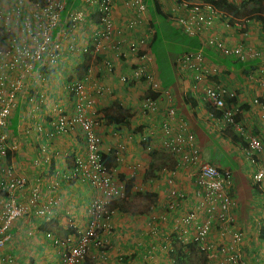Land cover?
Instances as JSON below:
<instances>
[{
    "label": "built area",
    "instance_id": "1",
    "mask_svg": "<svg viewBox=\"0 0 264 264\" xmlns=\"http://www.w3.org/2000/svg\"><path fill=\"white\" fill-rule=\"evenodd\" d=\"M216 1L78 0L64 12L67 0H13L3 8L0 15H5L4 23L13 32L0 47V162L7 161V152L11 161L3 168L0 166V263L10 262L11 254L6 253L7 248L13 250L20 242L24 245L34 235L52 245L50 259L39 257L36 264H95L94 257L99 255L102 261L105 260L114 244L116 228L113 217L117 209L111 204L127 200L125 182L118 180L113 168L106 166L101 159L102 144L96 130L104 116L97 115L95 109L90 110L94 100L85 86L90 72L86 71L78 79L61 81L60 89L66 97L67 108L60 100L55 101L53 90L48 89V70L58 66L65 52L88 53V47L92 46L90 54L102 57V63L109 71L114 67V59L121 58L120 64L128 66V72L119 76L122 85L144 83L146 91L159 93L161 83L154 75V55L150 47L155 35L150 11L156 3L166 13L172 27L197 37L201 45L199 49L186 51L174 59L173 69L179 85L184 92L220 110L217 119L237 127L232 112L225 108L226 98L235 97L234 91L217 82L219 67L212 64L201 49L209 48L221 57L240 62L260 59L264 65V39L258 45L248 40V21L234 18L226 7L216 5ZM223 1L239 4L250 0ZM120 5L123 13L118 18L115 11ZM63 12L66 13L65 20L61 17ZM80 26L91 29L82 47L70 42L63 44L54 33L59 31L67 37ZM219 26L221 37H215L213 31ZM238 30L246 36L242 42L222 37L224 33L232 36L229 33ZM99 50L103 54L100 55ZM260 73L264 79V66L260 67ZM248 79L261 81L253 76ZM91 89L96 96H102L100 86L93 85ZM49 102L52 104L48 108ZM253 103L264 108L257 98ZM23 104L28 106L36 136L40 134L50 140L69 137L76 131L83 145L82 153L63 151L51 140L43 144L39 142L42 156L38 155L32 162L38 171L37 177L29 179L19 174L16 169L22 161L16 164L12 153L21 146L22 140L12 142L26 138L27 130L17 138L10 132L9 120L14 110ZM140 107L142 112L156 111V103L150 97H146ZM44 108L48 119L43 122L47 127L37 121ZM159 133L163 147L175 156L170 168H160L165 189L161 202L150 206L152 233L166 229L163 238L167 243L160 248L169 254L179 243L186 245L190 242L199 251L210 252L211 256L212 249H216L213 258L220 256L225 264H244L241 252L234 246L242 242L246 230L229 229L233 221L230 172L201 160V150L189 122L172 108L161 117ZM141 139L143 141L145 137ZM245 150L249 182L264 198V164L260 161L264 160V145L259 138L251 136ZM119 153L117 150L115 160L120 157ZM256 153L259 159L253 157ZM61 160L67 169L62 174L64 181L86 183L99 194L87 200L86 216H78V213L69 216L66 209L63 216L58 213L60 198L52 191L58 184ZM181 168L188 172V189L177 185L176 176ZM58 219L64 221L63 226ZM228 233L233 244L230 246L223 242ZM215 234L222 240L217 245L211 243ZM42 249L43 246L41 252Z\"/></svg>",
    "mask_w": 264,
    "mask_h": 264
},
{
    "label": "crops",
    "instance_id": "2",
    "mask_svg": "<svg viewBox=\"0 0 264 264\" xmlns=\"http://www.w3.org/2000/svg\"><path fill=\"white\" fill-rule=\"evenodd\" d=\"M12 1L13 0H4L6 3L5 6ZM232 5L233 12H236L238 15H245L252 20L255 19L250 18V16H256L258 12H251L247 14V11L251 8H259L262 12L261 14L264 15V3H262L260 7L254 5L252 2H242L238 5L233 3ZM1 11H3V9L0 10V12ZM121 13H123V8L120 5L115 11V16L119 18L121 17ZM0 18L2 19H0V22L4 31H8V27L4 23L5 15L1 14ZM256 21L257 20L247 23L249 27L247 30L248 40L252 41L255 38L257 39V35L264 33V24L258 21L256 23ZM153 22H156V20H153ZM255 24H259L261 28L258 29L255 27ZM89 31H91V29L88 30L87 28L80 27L71 32L68 37H64L59 31H55V35L56 38L63 42V44L70 42L71 44L76 45V35L80 34L79 36H81V39H79V43H81L82 40L85 41L86 33ZM229 34H232V36L224 33L222 37L228 38L233 42L237 41L239 37L246 38V36L243 35H234L233 33ZM213 35L215 37H221V29L216 28V30L213 31ZM155 36L156 34L154 35V38ZM71 40H73V42H71ZM92 49L93 47H90V50ZM98 53L101 55V53L103 54V51L99 50ZM76 55L77 53H64L59 62V69L57 68L53 71V79L51 81L52 89L54 91L53 93L56 94L60 102L64 104L63 107L67 108L68 104L66 102V97L63 96V93L59 88L61 81L66 78V76L69 77V74H66V76L65 74H62L64 73V68L65 71L67 70L68 73L72 75L71 78H75L78 74L77 72L73 73L76 67L82 64L80 67H83L84 65L85 68L86 65L90 63V67L86 68V71L90 72V78L85 84L86 89H89L88 85L91 82L93 85L95 84L97 86H101L102 89V96L97 95L94 103L90 106V110H96L98 107H101L107 108L110 111V108L113 109L111 105L114 102H117L121 107L120 111L125 110L128 115H131V118L128 119L129 121L126 127L118 128L120 124L106 123L104 125L101 123V125L97 128L99 136L101 137L102 152L105 155H110V152H113L111 149L115 145L117 150L119 147L122 148L119 149L121 150V153H119L120 157L116 161H112L110 167L116 172L118 180L125 182L126 180L131 179L132 185L129 189V194H127V200L118 201L114 203L115 205H113L117 209V212L113 217V224L116 228V237L113 247L106 253L105 260L97 261L95 264H172V256L160 248L163 244L167 243L166 239L163 238L166 229H158L159 231L156 230L155 233H152L153 231L151 233L148 232L150 227L146 228V226L151 224L149 222L151 212L146 213L147 205H138L136 196L138 197L139 194H135L138 191H142V188H144L143 185H146L148 189H151L147 191H154L156 193L153 204L161 202V198L158 197V194L164 191V187L162 185L163 183L156 184L155 182H152L149 184L148 182L143 181L142 170L147 169L150 162V159H148L149 150L152 149L154 151L159 149V144H157L156 141L159 139L155 136L157 134L161 136V134L157 133L160 131V120L161 117L166 116L167 109L169 108L175 110L178 115H182L189 122L191 130L195 135L197 145L201 150V160L203 162H211L221 169L230 171L232 179L231 192L233 199L231 217L233 221L229 229L237 231L241 228H245L246 230L245 236L242 238V242L234 247L239 249L241 252L244 264H264V217H260L264 216V209L261 212V208L264 205V201L262 200H264V198H262L263 194L249 182L248 177L250 174L248 172V162L245 153L247 146L246 138L252 135L259 136L264 145V108L262 111L258 104L252 103L253 98L257 97L264 104V79L262 78V73H260V67L264 65L260 64L259 60L238 62L233 59H221L223 62H220V65L222 64L226 73L223 74L220 79L227 85L228 88L236 91V97L232 101L231 105L233 106L235 122L237 123V127H223L224 120L217 119L220 115H215L211 106L193 98L190 93L184 92L183 88H181L179 84L174 85V81L171 83L168 79L162 80L163 82H161L160 85L163 90H161L154 99L156 103V111L142 112L135 101L130 99V90L126 89L125 85L120 83L121 81L119 76L128 72L127 65L122 66V64L118 63L117 60L114 59L113 70L109 71L103 65L102 57L100 58L98 56V58H95L94 61H96L97 64H92L91 59H89L87 55L80 56L81 59H76ZM254 68H258L257 74L261 78L260 82L247 80L251 75L257 77V74H251L249 76H246L247 74H245L246 71ZM94 76H96L98 81L94 79ZM159 76L162 75L159 74ZM174 79H177L175 74ZM164 91H167L168 94ZM167 95H169V97ZM26 107L28 106H25V104L19 105L10 120H19L17 130H15V126L11 128L13 134L20 135V133L27 130V136L25 140L23 139L24 145L20 146L19 152L15 155V157L18 164L22 161V165L17 167L18 172L20 174L27 175V177L31 179L30 174L33 173L34 176V173L36 172L34 170L35 168L33 166L31 167V164L23 166L24 159L29 157L27 151L30 146L34 149L33 155L38 157V155L42 156L40 146L38 145L39 142L43 144L44 141L51 140V143L54 146L73 154H76V150L82 149L83 145L76 131L70 134L69 137L62 136L56 139L52 138L50 140H45L43 138L44 136L40 134L39 136H36L34 130L32 129L33 119L28 114ZM100 110H96L97 115H103ZM37 121L47 127V124L43 122V119L38 118ZM147 124H149V127H144ZM212 124L217 127H214ZM141 125H143V127L138 130L140 133L134 130L135 127H141ZM146 128L151 132H149ZM132 130L136 132H133ZM146 131L149 132L148 134H154L153 137H149L146 134ZM136 135L138 136L137 139ZM139 136L145 137V140H143L141 144L137 142ZM30 139H33V142H30ZM34 139L36 141H34ZM209 157L212 158L209 159ZM253 157L259 159L257 153L254 154ZM260 161L264 164V160ZM66 170L65 164L62 163L61 160V163L58 165V184L52 191V193L55 191L56 195L60 198V211L58 212L60 217L63 216L64 209L68 211L69 216L71 214H77L78 209H76L75 206L79 204L84 205L87 200H89L87 196L88 190L91 188L86 183H79L77 181L67 183L64 181L62 174L63 172L66 173ZM187 173L188 172L181 168L176 176V180L178 182L177 185L183 187L184 189H188L190 187L187 183ZM120 175L123 178H120ZM252 191L258 193V196L256 197H261L260 210L255 211L252 209L253 205L251 203H253L255 199V197L253 198L251 195ZM133 194H135V196ZM94 196L97 197L99 194L94 192L92 197ZM259 211L261 213H259ZM59 224L63 226L64 221L60 220ZM262 232L263 235H261ZM230 238V233L224 236L223 242L225 245H233ZM41 242L42 238H35L34 235L30 239L26 240V243L22 247L9 250V252L12 253V251H14L15 253L23 251L24 247L28 250V247H30L34 249L33 256L37 254L34 257L35 262L39 259L38 255L40 253V245H42ZM219 242H222V240H219L215 234L214 240L211 243L213 245H217ZM30 244L34 245L30 246ZM215 250L212 249V258H209V260L205 258L206 261L208 260V264H225L222 257L215 255V258H213ZM130 255H132V260L125 258ZM120 256L121 258H119ZM92 264H94V262Z\"/></svg>",
    "mask_w": 264,
    "mask_h": 264
},
{
    "label": "rangeland",
    "instance_id": "3",
    "mask_svg": "<svg viewBox=\"0 0 264 264\" xmlns=\"http://www.w3.org/2000/svg\"><path fill=\"white\" fill-rule=\"evenodd\" d=\"M5 4H6L5 2L0 3V10H2L4 8ZM236 16H238L236 18L238 20H240V21L243 19V17H247L245 15H238V14H236ZM154 17H155L154 20H156V22H153L152 23V26H153V28L155 30V34H157V40L154 43V39H153L150 47H151V51H152V53L154 55V75H155V78L160 83L163 82L162 81L163 79H168L169 82H171V83L174 81L173 82L174 85L179 84L178 79H174V73H173V68H172L173 59L177 55L186 52L184 50H187V48H190L194 44V41L197 40V42H198V39L195 36L188 35V34L182 32L181 30L172 27L169 19H167V18H162L161 16H158V17L157 16H154ZM12 31L11 30H9L7 32L4 31V29L2 27V24L0 22V36H1L0 46L4 44V41L3 40L5 39V36L7 37L10 34H12ZM79 35L80 34H77L76 37H75V39L77 40L76 43H78V44H85L83 40L81 41V43H79V39H81V36H79ZM188 51H192V50H188ZM77 55L78 56H75V58L76 59H81L80 56H82V53H80L78 51L77 52ZM90 56H91V58H93V55H90ZM216 59H217L218 62H221V59H223V58L216 56ZM91 60H93V59H91ZM117 62L118 63H121L122 62V59L119 58L117 60ZM95 63H96V61H92V64H95ZM88 64H90V63H88ZM88 64H87V66H88ZM80 66H82V64L78 65L76 67V69L74 70V72H73V73H76V72L78 73L76 77H79V76L82 75V71H83L82 68L84 67V65H83V67H80ZM159 71H160V74L162 76H159ZM62 74H65V76H66V74H69V77L72 76L70 73H68L67 70L65 71V68H64V73H62ZM62 78H64V77H62ZM94 79L96 81H98L96 79V76H94ZM88 86H89L88 91L90 93V96L95 101V99L97 98V96L94 94L93 89H91L92 86H93V83L92 82L89 83ZM94 86H95V84H94ZM60 87H61V84H60ZM144 88H145L144 83L143 84L136 83L134 85H131V86H127L126 87V89H129L130 90L129 91L130 92V94H129L130 99L132 101H135V103L137 104V106L140 109L142 108V107H140L141 106V103H142V101H144V99L146 97L153 98L155 96V94H158V93H153L151 91H146ZM159 89L160 90L163 89L161 87V85L159 86ZM132 91H133V93H132ZM144 92L146 94L143 96L142 94ZM98 106H99V104H98ZM100 109H101V107H98V109H96V110H100ZM110 111L111 112H114L116 110L110 109ZM121 112H123V111H121ZM18 122H19L18 119L16 121L9 120V128H10V132L12 134H13V132H12V129L11 128L13 126H15V130H17ZM102 123L105 125L106 123H109V122H106V120H104ZM113 124H115V123H113ZM99 125H101V123ZM120 125L118 126V128H120V127H126L125 124H120ZM98 127L99 126H97V128ZM142 127H143V125H141V127H135L134 130H136L137 132H139L138 130L140 128H142ZM144 127H149V124H147ZM147 130L149 132H151L149 129H147ZM136 131H133V132H136ZM148 131H146V134L149 137H151V136L153 137L154 134H148L149 133ZM97 133H98V131H97ZM157 133H159V132H157ZM14 135L17 138L20 136L18 134H14ZM98 135H99V133H98ZM155 137L159 139V140H156L157 141V144H159V149L155 152V155L149 156L148 159H150V161L152 163V165L150 166V170H149L150 172L147 175L148 177H145V172H146L147 169H143L142 170L143 171V173H142L143 178L142 179H143V181H146L149 184H151L152 182H155L156 184H162L163 183V175L161 174L160 168L161 167H165L166 169L170 168L171 165H172V163H173V161H175V156H172L171 153L168 150H166L165 147H163V145H162V140L163 139L161 138L160 135L157 134ZM22 138H24V137H22ZM22 138H20V140L19 139H14V142H12V143L13 144L20 143L21 140H22L21 146H23L24 145L25 138H24V140ZM137 138H138V136L136 135V139ZM141 138H142V136H139V139H138L139 141L137 140V142H139L140 144L142 142L141 141L142 140ZM100 139H101V137H100ZM29 141L30 142H33V139H30ZM34 141H36V140L34 139ZM101 144H102V142H101ZM152 145H155V144H152ZM115 147H116V145L112 149L110 148L111 150H113V152H110V155H114V157H115V153L117 152V148H115ZM19 148L20 147L17 148V151H15L14 153H12V158H13V160H14V162L16 164H18V163L16 162L15 155L19 152ZM119 149H122V148L119 147ZM119 151L121 153V150H119ZM27 153L29 154V157H27V159H24L23 166L24 165L31 164V167H32L33 158H37V156H34L33 155L34 154V149H33L32 146L29 147ZM75 153L77 155H80L82 153V151H81V149L80 150H76ZM211 158L212 157H209V159H211ZM114 161H116V160L114 159ZM10 162L11 161H10V156H9V158H7V161L6 162H4V161L0 162V166L3 168L6 164L8 165ZM124 163H126V162H124ZM16 171H18V168L16 169ZM24 176H26V175H24ZM114 176L117 177V175H116L115 172H114ZM143 186H144V188H142V191H138L137 193H135V194H139L138 197L136 196V198H137L136 200H137L139 206H141V205H147V212L146 213H150L151 212L150 206L153 204V201H155V195H156V193L154 191H147V190H151V189H148V187L146 185H143ZM163 187H164V185H163ZM252 190H253V188H252ZM94 192H95V190L93 188H90L88 190V196H87V198L88 199H91V197L93 196ZM150 192H153V194H155V195H151ZM135 194H133V195L135 196ZM162 195H163V191H162V193L158 194V197L160 198ZM251 195H252L253 198L255 197L253 203H251L253 205V208L252 209L255 210V211L260 210L261 197H256V196H258V193L257 192H254V191L251 192ZM70 205H71V203H70ZM156 205L157 204H153V206H156ZM75 208L78 209V210H80V211L77 212L78 213V216L79 215L86 216V214L84 213V210L86 211V209H87V202L85 203V205H83V204L76 205ZM261 212H262V208H261ZM261 212L259 211V213H261ZM260 217H264V216H260ZM185 236L186 237H189V235H187V234ZM34 244H30V246H32ZM41 244L42 245H40V246H43V249H42V252L40 251V253H39L38 256L41 259H43L45 257V259H48L49 260L50 257H51L52 245H51V243L49 241H46L44 239H42ZM22 246H23V244L20 242L17 245L16 248L22 247ZM25 248L26 247L23 248V251H18V252H15V253H14V251H12L11 258H10V262H7V263L8 264H15V263H18V264H36L34 262V257L37 254H35L33 256L34 249L28 247V250H27ZM179 255L180 254H176L175 255L176 258H178ZM202 258H205L204 255H203V253H199L198 254L197 251H196V249L194 247H192L191 250L189 249V252L187 253L185 259L181 263L182 264H202ZM101 259L102 258L99 255L94 257V261H96V262L97 261H100Z\"/></svg>",
    "mask_w": 264,
    "mask_h": 264
},
{
    "label": "trees",
    "instance_id": "4",
    "mask_svg": "<svg viewBox=\"0 0 264 264\" xmlns=\"http://www.w3.org/2000/svg\"><path fill=\"white\" fill-rule=\"evenodd\" d=\"M77 1L78 0H67V5H66V7H65V10H64V12L66 11V10H68L69 8H71L73 5H75V4H77ZM210 1H212V0H210ZM248 2H252L254 5H257L258 7H260L261 6V4L262 3H264V0H250V1H248ZM216 5H222V6H226V8L228 9V10H233L232 8H233V6H231V5H229V4H227V3H225L223 0H218V1H216V2H214ZM64 12L62 13L63 15H64ZM253 13V12H258V14H256V16L255 15H251L250 17H252L253 19H255V20H257L258 22H260V23H262V24H264V15L263 14H261L262 12L259 10V8H251V9H249L248 11H247V14H249V13ZM153 13L155 14L154 16H161L162 18H167V15L166 14H164L162 11H161V9L159 8V5L158 4H154L153 5ZM235 16H236V12H234L233 13ZM61 17H63V16H61ZM248 26V25H247ZM219 28H220V26H219ZM221 29V28H220ZM235 34H238V35H240L241 36V31L240 30H238V31H236L235 33H234V35ZM0 39H1V36H0ZM243 38H240L239 37V39L237 40V41H243L242 40ZM157 40V34H156V36H155V38H154V43H155V41ZM153 41V40H152ZM199 48V43L197 42V40L196 41H194V44L190 47V48H187V50H184V51H188V50H192V51H194V50H197ZM201 51H202V54L204 55V56H207V58L212 62V63H214V64H220V62H218L217 60H216V54L214 53V51L213 50H208L207 48H202L201 49ZM218 57H221V56H218ZM221 58H223V59H233V60H235L234 58H230V57H221ZM221 62H223V61H221ZM222 65V64H221ZM172 66H173V62H172ZM174 70V69H173ZM159 74H160V71H159ZM67 80H68V77H67ZM157 95L158 94H155V96L152 98L153 100L157 97ZM230 100H227V104H230ZM114 105V106H113ZM112 107H113V109L114 110H116V111H114V112H111V111H109V109H107V108H101V110H100V112H102L103 113V116H104V119L106 120V122H109V123H115V124H125V125H127L128 124V119L129 118H131L130 116L131 115H128L127 114V112L126 111H123V112H121L120 110H121V107H120V105L116 102H114L112 105H111ZM111 109V108H110ZM213 110V109H212ZM160 123H161V120H160ZM139 129V128H138ZM157 150H152V149H150L149 150V153H148V155L149 156H153V155H155V152H156ZM6 157L7 158H9V152H7V154H6ZM101 159H102V162L106 165V166H110V164L112 163V161H114V159H115V157H114V155H105L104 153H102L101 154ZM152 165V163H151V161L149 162V164H148V168H147V170H146V172H145V177H148L147 175L149 174V170H150V166ZM36 172L34 173V176H33V173H31L30 175H31V177H33V178H36L37 177V170L36 169H34ZM19 173V172H18ZM20 174V173H19ZM22 176H24V174H21ZM27 176V175H26ZM120 178H123V177H121V175H120ZM131 179H128V180H126L125 181V188H124V191H125V193H126V195L127 194H129V189H130V187H131ZM151 193V192H150ZM151 195H155V194H153V193H151ZM231 195H232V192H231ZM17 196H19L18 194H17ZM113 205H115L114 203H112L111 204V206H113ZM59 212V211H58ZM133 224V223H132ZM147 227H151V229L149 228V231L148 232H152V225L150 224V225H148V226H146V228ZM225 234V233H224ZM261 235H263V232L261 233ZM224 236V235H223ZM17 246H14L13 247V249H15ZM192 247H194L195 249H196V251H197V253L199 254V253H203V255H204V257L206 258V259H208L209 260V258H212V256H211V254H210V252H201V251H199L198 249H197V246L195 245V244H193V243H190V242H188V244H186V249L184 248V249H178V251H177V253L176 254H180L179 256H178V258H176V256H174V259H173V261H172V264H182L181 262H183V260L185 259V257H186V255H187V253L189 252V249L191 250L192 249ZM125 258H129V260H132V255H130V256H127V257H125ZM205 258H203V264H208V260L206 261V259ZM0 264H2V263H0Z\"/></svg>",
    "mask_w": 264,
    "mask_h": 264
},
{
    "label": "clouds",
    "instance_id": "5",
    "mask_svg": "<svg viewBox=\"0 0 264 264\" xmlns=\"http://www.w3.org/2000/svg\"><path fill=\"white\" fill-rule=\"evenodd\" d=\"M4 1V0H3ZM246 2H248V1H246ZM242 2H240L239 4H241ZM229 5H231V6H233L232 4H229ZM238 5V4H237ZM224 7H226V6H224ZM227 9V8H226ZM68 10H70V8L68 9ZM68 10H66V12L68 11ZM162 11V10H161ZM227 11H230L232 14L234 13L232 10H227ZM2 12V11H1ZM164 14H166L164 11H162ZM154 13H153V8L151 9V11H150V18H151V21H152V23H153V20H154ZM234 15V14H233ZM61 16H63L62 17V20H65V16H66V13H64V15L63 14H61ZM236 17H238V16H235L234 15V18H236ZM252 18V17H251ZM243 20H245V22L246 21H248L249 23L251 22V21H255V20H252V19H249V18H247V17H243ZM247 22V23H248ZM256 23H257V21H256ZM63 27H66V25L64 24V21H63V24H62V28ZM81 28H87L88 30H90V28H88L87 26H80ZM79 27V28H80ZM255 27H257L258 29H260L261 28V26L258 24V25H256L255 24ZM78 29V28H77ZM13 30V29H12ZM9 31V30H8ZM75 31V30H74ZM7 32V31H6ZM13 32V31H12ZM90 32V31H89ZM54 33H55V31H54ZM86 34H89V33H86ZM11 35V34H10ZM9 35V36H10ZM70 35V33L67 35V37ZM9 36H5V39L3 40L4 41V44H5V41L7 40V38L9 37ZM256 37V36H255ZM262 39H264V33H260L259 35H257V39L255 38L254 40H252V42L253 43H255L256 45H258L259 43H260V41L262 40ZM86 40V39H85ZM75 41V40H74ZM84 41V40H83ZM251 41V40H250ZM84 43H85V41H84ZM198 43H199V48L201 47V45H200V42H199V40H198ZM83 46L84 44H78V43H76V46ZM2 46V45H1ZM0 46V47H1ZM90 47H92V46H89L88 47V50H89V52L88 53H83L82 55H87V57H89V59L91 58V54H90V52L92 51V50H90ZM198 48V49H199ZM208 50H211V49H209V48H207ZM65 53H67V52H65ZM77 52H75V53H73V54H76ZM217 56H219L216 52H214ZM76 56H78V55H76ZM178 56V55H177ZM207 57V56H206ZM95 58H98V56L97 57H93V58H91V59H93V60H91V61H94V59ZM176 58V57H175ZM174 58V59H175ZM174 59H173V61H174ZM255 60H259L260 61V64H262V62H261V60L260 59H255ZM238 62H240V61H238ZM243 62H246V61H243ZM212 63V62H211ZM212 64H214V63H212ZM59 65L60 64H58V66H56L55 68H53V69H50V70H48V73H49V79L47 80V83H48V86H49V88L48 89H52V85H51V81H52V79H53V71L54 70H56L58 67H59ZM215 65H217L218 67H219V75H218V80L219 81H217V78H216V81L217 82H222L223 84H225L223 81H221V76L223 75V74H225L226 73V71L224 70V68H223V66L222 65H220V64H215ZM88 67H90V65L88 64V66L86 65V67L84 68H82L83 69V71H82V75L81 76H79V77H75V78H71V76L70 77H68V79H78V78H81L82 76H84L85 75V72H86V68H88ZM172 68H173V66H172ZM257 69L258 68H254V69H251V70H249V71H246V73L245 74H247L246 76H249V75H251V74H257L258 72H257ZM252 76V75H251ZM254 77V76H253ZM255 78H260V76H258V74H257V77H255ZM63 80H67V77L66 78H64ZM248 81H251V80H249V79H247ZM179 81V80H178ZM61 84V83H60ZM180 84V83H179ZM226 85V84H225ZM180 86V85H179ZM226 87H227V85H226ZM228 88V87H227ZM60 89V88H59ZM230 89V88H229ZM53 90V89H52ZM231 90H233V89H231ZM234 91V94H235V97H236V91L235 90H233ZM54 92V91H53ZM61 92H62V90H61ZM63 93V92H62ZM53 94V98H54V100L55 101H57V100H59L58 98H57V95L56 94H54V93H52ZM63 96H64V94H63ZM235 97H231V98H226V100H225V108L226 109H229L231 112H232V117H233V120H234V122H235V115H234V112H233V106L231 105V103H232V101L234 100V98ZM194 98V97H193ZM255 98H257V97H255ZM255 98H253V100L255 99ZM196 99V98H195ZM197 100H200V99H197ZM227 100H230L231 102H230V104H227ZM253 100H252V103H253ZM257 100L260 102V103H262L258 98H257ZM201 101V100H200ZM203 103H205V104H207V105H209V106H211L208 102H205V101H202ZM51 104H52V102H49L48 103V108L51 106ZM253 104H256V103H253ZM263 104V103H262ZM212 107V111L214 112V114L215 115H217V116H219L220 115V113H221V111L220 110H218V109H216V108H214L213 106H211ZM18 108V107H17ZM17 108L14 110V114H15V112H16V110H17ZM26 109H27V111H28V107H26ZM262 111H263V109H261ZM28 114H29V111H28ZM44 114H46L45 113V108H44V111H42V113H41V115H40V118L41 119H43V121H45L46 119H48V117H46L45 118V115ZM220 117V116H219ZM218 117V118H219ZM236 123V122H235ZM213 125V124H212ZM236 125H237V123H236ZM214 127H217V126H215V125H213ZM228 127V126H232V125H226L225 123H224V126L223 127ZM252 136H254V137H257V138H259L260 140H261V138L259 137V136H257V135H252ZM251 137V136H250ZM250 137H248V138H246V145H247V142H248V139L250 138ZM261 142H262V140H261ZM262 144H263V142H262ZM209 163H211V162H209ZM213 164V163H212ZM215 165V164H214ZM217 166V165H216ZM218 167V166H217ZM221 169V168H220ZM221 170H224V169H221ZM229 171V170H228ZM230 172V171H229ZM153 205V204H152ZM68 232V231H67ZM66 233V232H65ZM183 243H179L178 245V247L176 248L175 247V249H174V251H172L171 253H169L171 256H172V261H173V259H174V256L176 255V253H177V251H178V249H181V247H182V249H186V245L184 244V245H182ZM13 249V248H12ZM9 250H11V249H6V253L8 254H11L10 252H9ZM43 259H45V257L43 258Z\"/></svg>",
    "mask_w": 264,
    "mask_h": 264
}]
</instances>
